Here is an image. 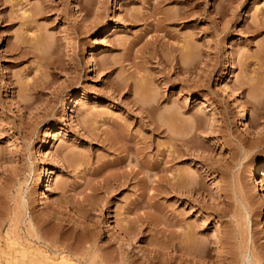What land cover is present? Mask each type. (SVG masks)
Wrapping results in <instances>:
<instances>
[{"label":"rangeland","instance_id":"obj_1","mask_svg":"<svg viewBox=\"0 0 264 264\" xmlns=\"http://www.w3.org/2000/svg\"><path fill=\"white\" fill-rule=\"evenodd\" d=\"M157 1L0 0L1 264H264V0Z\"/></svg>","mask_w":264,"mask_h":264},{"label":"bare ground","instance_id":"obj_2","mask_svg":"<svg viewBox=\"0 0 264 264\" xmlns=\"http://www.w3.org/2000/svg\"><path fill=\"white\" fill-rule=\"evenodd\" d=\"M160 1H166V0H158L157 1V3H156V5H154V10L153 11H155V10H159L158 8H160V7H158V5H159V3H160ZM186 4V3H185ZM187 6H188V4H187ZM191 8V7H190ZM162 11V10H161ZM160 11V14L162 13L163 15H161V18L159 19H157V20H160V22L162 21V22H165L164 20L165 19H170V18H185V17H188V16H190L191 15V13H192V11L190 12V11H187L186 9H177V10H175V11H173L171 14H170V12H169V14L167 13V14H165V12L164 11H162L161 12ZM158 13H159V11H158ZM137 18V17H136ZM167 21V20H166ZM160 22H158L159 24H160ZM161 24H163V23H161ZM164 27V26H163ZM260 26L259 25H257V26H254L253 27V31H258L260 28H259ZM251 28V27H250ZM252 31V32H253ZM187 58H186V66H185V71H190L191 69V65L193 64L192 62H193V46L192 45H190L189 46V48H187ZM178 68V70H180L181 69V67L180 66H178L177 67ZM227 83H229V82H232L233 81V75L232 74H229V78H227L226 80H225ZM72 100H71V102H75V100H76V95L75 94H73L72 96ZM144 99V98H143ZM151 101V99L149 100V102ZM142 104L145 106L146 105V107L144 108V107H142L143 108V110L145 111L144 113H145V115L147 116V119H148V123L149 124H151V125H153L154 126V128H158V125L157 124H155V122H154V120H153V118L151 117V114H150V108H148V105H149V103H148V99L145 97V101L143 100L142 101ZM150 106V105H149ZM245 116H247V112L245 113V110L244 109H242V110H240L238 113H237V120H238V124H239V126H243L244 124H245ZM64 117H68V113H66L65 111H64ZM122 131V130H121ZM121 133V132H120ZM123 133V132H122ZM121 136H124V135H121ZM115 140V139H114ZM116 140H117V138H116ZM170 140L171 141H178V139H175V138H170ZM114 143V142H113ZM117 143H118V141H117ZM120 144H122L121 142H120ZM124 144V143H123ZM125 144H127V143H125ZM114 145V144H113ZM120 146H122V145H120ZM125 147V146H124ZM128 146L126 145V150H123L122 149V151H124V152H127V150H128V148H127ZM46 148H48V146L46 147ZM119 148V147H118ZM122 148V147H121ZM120 149V148H119ZM121 151V152H122ZM169 152V151H168ZM175 154H177V153H175ZM170 158L173 160V159H175L176 157H177V155H174V153L173 152H171L170 153ZM125 158V156L123 157V159ZM148 161V160H147ZM145 162V164H146V167L147 168H149L148 170H153V171H155V169L157 170V168H158V166H160L159 165V163H158V161H151L150 162V160L148 161V162ZM125 174V173H124ZM260 174H264V163L261 165V166H257V167H255V168H253L252 170H251V172H250V174L248 175L249 177H248V180L250 181V183L252 184V187L255 189V191L259 194V193H261V195H262V199H264V187H263V185H261V187H260V184H259V181H258V178H259V175ZM53 175H54V172L52 171V169H50L49 170V172H48V176H44V177H42V178H40L39 179V181H38V183H37V185L40 187V189L41 190H44V183L45 182H50L51 180H52V178H53ZM120 177V176H119ZM125 177H126V175H125ZM123 178L124 180H120L119 178L116 180V184H117V186H123V185H125L127 182H128V180H130L129 178ZM179 178V177H178ZM178 178H176V180L178 179ZM175 180V179H174ZM179 180V179H178ZM186 181V182H184V181ZM183 180H180V181H178V182H175V181H173L174 183H170V185H168L171 189H175V187H177V188H179L180 187V185H185V186H182V187H186V188H193V178H192V176L190 177V176H186V179H183ZM183 182V183H182ZM180 184V185H179ZM179 186V187H178ZM168 187V188H169ZM181 188V187H180ZM263 226H264V220H263ZM26 230L28 231V234L29 235H32L33 236V234L35 235V236H37V232L34 230V227H33V224H32V222L29 220L28 221V227L26 228ZM9 233V232H8ZM124 233H126L125 231H124ZM126 235H128V234H126ZM125 235V236H126ZM28 236V235H27ZM10 237V236H9ZM8 237V238H9ZM18 238V237H17ZM32 238V237H31ZM10 239V238H9ZM15 240V239H14ZM13 239H11V241H9L11 244H13ZM28 241V240H27ZM37 250V249H36ZM42 252V251H41ZM55 252V251H54ZM58 254V253H57ZM23 256H26L24 253H23ZM61 256V259L60 260H55V259H52V258H50V256H43L42 255V257H41V255H40V253L38 254V253H34V252H32V251H29L28 253H27V263L26 264H76V261L75 260H73L72 258H66V257H68V256H66V257H64V256H62V255H60ZM70 257V256H69ZM25 258V257H24ZM1 264V263H0ZM78 264V263H77Z\"/></svg>","mask_w":264,"mask_h":264}]
</instances>
